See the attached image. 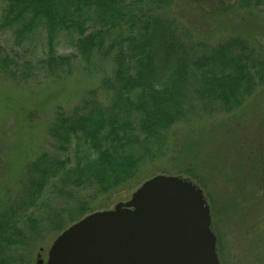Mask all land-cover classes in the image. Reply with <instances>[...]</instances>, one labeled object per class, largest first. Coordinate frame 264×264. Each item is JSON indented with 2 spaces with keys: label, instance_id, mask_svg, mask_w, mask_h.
Returning a JSON list of instances; mask_svg holds the SVG:
<instances>
[{
  "label": "rangeland",
  "instance_id": "rangeland-1",
  "mask_svg": "<svg viewBox=\"0 0 264 264\" xmlns=\"http://www.w3.org/2000/svg\"><path fill=\"white\" fill-rule=\"evenodd\" d=\"M262 3L239 9L235 0H168L153 15L172 21L174 35L197 56H210L218 45L241 37L252 54L264 60V0ZM217 4H229L231 8L211 11L210 7ZM1 9L0 5V13ZM117 30L122 35L129 32L125 27ZM39 34L34 45L18 47L11 32L0 30V45L6 53L16 56L20 63L25 58L32 62L30 74L22 80L0 72V214L23 202L26 169L38 156L68 157V152L57 149L49 134L58 115H71L89 91L96 92L102 105L111 100L102 87L104 79L113 78L115 63L111 56L105 59L94 55L85 63L69 40L61 36L57 53L74 58L69 69L51 77L37 66L47 49L44 35ZM203 79L199 70L189 78L191 95L182 102L187 110L185 118L164 133L157 159L146 162L137 179L140 185L156 175L191 181L209 206L219 263L264 264V84L256 86L251 96L238 97L241 103L230 108V101L226 105L217 97L192 95ZM187 169L190 176L176 175V171ZM134 184L111 197L96 195L95 187L85 186L71 188L68 200L46 191L33 212L36 233L27 232L28 225L23 223V244L3 253L0 259L36 264L39 258L46 264L50 246L77 222L72 223L70 218L76 217L80 206L94 212L110 210L130 198L140 186ZM54 215H58L63 230L51 229Z\"/></svg>",
  "mask_w": 264,
  "mask_h": 264
},
{
  "label": "trees",
  "instance_id": "trees-1",
  "mask_svg": "<svg viewBox=\"0 0 264 264\" xmlns=\"http://www.w3.org/2000/svg\"><path fill=\"white\" fill-rule=\"evenodd\" d=\"M235 2L239 9L263 4V0ZM167 3L0 0V30L12 33L15 46L34 45L35 37L44 35L47 49L37 66L46 75L58 76L69 69L74 58L57 53L61 36L69 40L85 63L94 55L105 59L111 56L115 63L113 78L102 83L111 97L109 104L102 105L96 92L89 91L71 115H58L49 129L57 149L68 152V157L56 159L42 154L27 167L23 202L0 214V256L23 244V223L28 225L27 232L36 233L33 212L46 191L68 200L71 188L95 187L96 195L111 197L132 182L139 186L141 167L157 159L164 133L187 114L182 102L190 94L188 80L196 70L204 79L195 85L192 95L217 97L226 105L230 101V108L241 103L238 97L251 96L256 86L264 84V60L252 54L241 37L218 45L210 56L189 52L174 35L172 21L153 15ZM210 8L222 12L231 6L217 4ZM123 25L129 31L126 35L117 30L122 31ZM31 66V61L25 58L20 63L0 45V72L8 78H27ZM176 175L190 176L191 172L176 171ZM84 212L94 211L80 206L76 217L70 218L72 223ZM57 218H50L54 227L50 226L61 231ZM20 262L0 259V264Z\"/></svg>",
  "mask_w": 264,
  "mask_h": 264
},
{
  "label": "water",
  "instance_id": "water-1",
  "mask_svg": "<svg viewBox=\"0 0 264 264\" xmlns=\"http://www.w3.org/2000/svg\"><path fill=\"white\" fill-rule=\"evenodd\" d=\"M46 264L220 263L202 191L188 179L156 175L127 201L61 232Z\"/></svg>",
  "mask_w": 264,
  "mask_h": 264
}]
</instances>
